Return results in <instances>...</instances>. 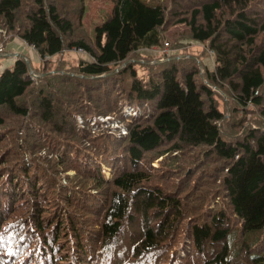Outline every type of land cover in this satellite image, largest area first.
<instances>
[{
	"label": "trees",
	"instance_id": "obj_1",
	"mask_svg": "<svg viewBox=\"0 0 264 264\" xmlns=\"http://www.w3.org/2000/svg\"><path fill=\"white\" fill-rule=\"evenodd\" d=\"M110 1L73 38L56 0H0L1 50L18 38L43 67L0 71V264H264L247 240L264 230V0ZM176 24L212 68L173 54L139 75L129 58ZM72 48L89 58L45 68Z\"/></svg>",
	"mask_w": 264,
	"mask_h": 264
},
{
	"label": "rangeland",
	"instance_id": "obj_2",
	"mask_svg": "<svg viewBox=\"0 0 264 264\" xmlns=\"http://www.w3.org/2000/svg\"><path fill=\"white\" fill-rule=\"evenodd\" d=\"M148 4H154L156 0H143ZM57 5H61L68 15L72 18L74 22L72 33L70 37L79 38L85 36L93 37V28L96 24L103 21L106 13L110 10L111 1L110 0H56ZM64 4V5H63ZM80 8V13H79ZM78 22L80 27L78 28ZM186 27L181 24H176L164 32L163 40L168 42V45L163 46H153L147 52L137 51L132 58L129 60L134 61V67L137 69L139 75H146L147 70L140 65L138 59L147 61L152 64L157 59H163L169 56H181V55H192L200 62L201 65L212 68L213 56L210 51H208L207 41L205 42H195L187 38L185 34ZM16 39V38H14ZM13 39V40H14ZM162 40V41H163ZM19 45V47H13L12 45H6L4 50L0 47V71L4 67H10L13 62V57L17 55H24L26 60H28L31 65L39 70L42 69L41 61L39 60L37 54L30 50L28 47ZM32 54V56L30 55ZM175 54V55H173ZM198 54V55H196ZM165 56V57H164ZM89 56L81 50L78 49H65L61 53L50 57L47 60L46 69L55 70L61 68L62 70L72 72L76 66H78L81 60H87ZM39 60V63H38ZM219 107L222 111L224 108V96L223 98H218ZM250 109V107L248 108ZM226 113V112H225ZM228 115V113H226ZM245 118L249 121L250 114H244L242 112L238 113V116ZM248 243L251 244L252 253H264V230H259L256 233L250 234L248 237ZM238 243L235 242L230 251V257L238 255L237 252Z\"/></svg>",
	"mask_w": 264,
	"mask_h": 264
},
{
	"label": "crops",
	"instance_id": "obj_3",
	"mask_svg": "<svg viewBox=\"0 0 264 264\" xmlns=\"http://www.w3.org/2000/svg\"><path fill=\"white\" fill-rule=\"evenodd\" d=\"M25 44V47H28L30 50H32V51H34L30 46H28L26 43H24ZM7 45H12L13 47H19V45H22V46H24L23 45V42L21 41V40H19L18 38H16V39H14L13 41H9L8 42V44ZM31 56H32V54H30ZM24 56V55H23ZM16 57V56H15ZM15 57H13V60H14V58ZM25 57V56H24ZM26 58V57H25ZM38 63H39V60H38ZM212 66V65H211ZM207 68H209V67H207Z\"/></svg>",
	"mask_w": 264,
	"mask_h": 264
},
{
	"label": "built area",
	"instance_id": "obj_4",
	"mask_svg": "<svg viewBox=\"0 0 264 264\" xmlns=\"http://www.w3.org/2000/svg\"><path fill=\"white\" fill-rule=\"evenodd\" d=\"M164 45H168V42H167V41H165V42H164ZM78 50H81V51H83L81 48H79Z\"/></svg>",
	"mask_w": 264,
	"mask_h": 264
},
{
	"label": "water",
	"instance_id": "obj_5",
	"mask_svg": "<svg viewBox=\"0 0 264 264\" xmlns=\"http://www.w3.org/2000/svg\"><path fill=\"white\" fill-rule=\"evenodd\" d=\"M27 61V63H28V60H26Z\"/></svg>",
	"mask_w": 264,
	"mask_h": 264
}]
</instances>
